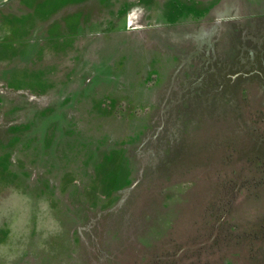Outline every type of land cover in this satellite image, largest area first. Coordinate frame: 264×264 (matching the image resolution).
<instances>
[{
  "label": "rangeland",
  "instance_id": "obj_1",
  "mask_svg": "<svg viewBox=\"0 0 264 264\" xmlns=\"http://www.w3.org/2000/svg\"><path fill=\"white\" fill-rule=\"evenodd\" d=\"M261 63L264 0H0V264H253Z\"/></svg>",
  "mask_w": 264,
  "mask_h": 264
},
{
  "label": "trees",
  "instance_id": "obj_2",
  "mask_svg": "<svg viewBox=\"0 0 264 264\" xmlns=\"http://www.w3.org/2000/svg\"><path fill=\"white\" fill-rule=\"evenodd\" d=\"M261 66L264 65L261 63ZM254 71H257L255 68ZM258 234H260L259 244L257 245L256 242L252 243V246L257 245V247L251 249L253 250L252 259L255 260L253 264H264V223L258 226Z\"/></svg>",
  "mask_w": 264,
  "mask_h": 264
},
{
  "label": "crops",
  "instance_id": "obj_3",
  "mask_svg": "<svg viewBox=\"0 0 264 264\" xmlns=\"http://www.w3.org/2000/svg\"><path fill=\"white\" fill-rule=\"evenodd\" d=\"M74 0H72V2H73ZM29 2H31V1H29ZM35 2H37V1H35Z\"/></svg>",
  "mask_w": 264,
  "mask_h": 264
}]
</instances>
